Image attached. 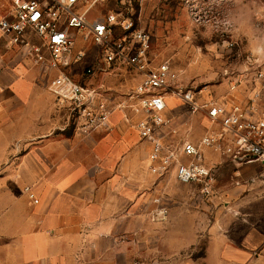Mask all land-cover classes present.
Here are the masks:
<instances>
[{
    "label": "crops",
    "instance_id": "obj_1",
    "mask_svg": "<svg viewBox=\"0 0 264 264\" xmlns=\"http://www.w3.org/2000/svg\"><path fill=\"white\" fill-rule=\"evenodd\" d=\"M28 58L22 64L0 55V264H134L151 217L162 221L161 205L150 212L146 194L135 190L150 179L133 173L137 128L130 132L118 110L89 132L56 125L50 83L40 84ZM242 198L249 203L238 204L240 215L219 211L208 226L205 255L181 264H264V193ZM176 223L174 252L195 246L198 226Z\"/></svg>",
    "mask_w": 264,
    "mask_h": 264
},
{
    "label": "rangeland",
    "instance_id": "obj_2",
    "mask_svg": "<svg viewBox=\"0 0 264 264\" xmlns=\"http://www.w3.org/2000/svg\"><path fill=\"white\" fill-rule=\"evenodd\" d=\"M123 2L134 12L138 27L151 34V56L157 61L170 62L178 71L181 88L197 91L201 104L217 102L228 106L238 105L245 116L264 119V0ZM91 3L92 0H83V8ZM11 8L12 0H0V15L8 14ZM119 8L120 1L98 0L91 7L90 17L103 18L111 10ZM32 42L41 45L36 37ZM83 43L80 35L77 48L84 47L88 51L87 63L94 62L99 48L89 42ZM0 55L9 62L21 61L22 64L28 63V56L33 58L27 52V46L10 45L3 39H0ZM84 63L72 70L76 80L84 81ZM37 65L40 84H49L55 71L48 68L47 63ZM85 80L90 84L100 82L104 85L107 97H111L109 105L125 113L128 130L136 131L139 114L135 111L137 100L132 93L139 82L137 72L121 68L113 74L97 73ZM53 103L55 124L69 122L70 129L76 128L70 109L55 95ZM167 114L170 127L166 138L170 142L190 140L198 143L207 131V110L194 113L179 98L171 99ZM149 148L150 145L140 137L134 150L138 164L133 173L136 178L148 176L150 179L147 185L136 186L135 190L146 194L150 212L161 205L168 209V214L162 217V221L151 217L150 223L154 227L148 237H139L140 245L131 258L133 262L148 260L152 263L159 260L162 264H181L186 258H202L209 239L208 226L217 213L220 211L224 217L227 214L240 215L237 210L243 207L238 204L243 202L242 197L246 193H264L262 164H240L228 156L221 157L211 148L206 149V161L219 167L216 197L211 200L203 196L195 185L179 182L172 173L161 178L153 174L148 167ZM153 199L155 203L156 199L160 200L156 207L152 204ZM248 203L243 202V206ZM177 221L182 223L184 230L191 226H198L199 229L198 233L192 234L197 237V244L180 252H174L170 247V243L179 237L175 231ZM241 227L236 223V239L243 232ZM262 228L264 230V217Z\"/></svg>",
    "mask_w": 264,
    "mask_h": 264
},
{
    "label": "built area",
    "instance_id": "obj_3",
    "mask_svg": "<svg viewBox=\"0 0 264 264\" xmlns=\"http://www.w3.org/2000/svg\"><path fill=\"white\" fill-rule=\"evenodd\" d=\"M96 1L83 8V0H12L10 12L0 15V39L10 45L27 46L36 64L47 63L55 71L50 89L84 132L105 126L115 110L109 105L111 97H107L104 85L90 84L85 78L113 74L121 68L136 71L140 76L132 93L139 114L136 127L150 145L148 167L158 178L172 173L179 182L195 185L212 200L216 197L219 167L206 161V149L240 164L264 165V119L245 116L238 105L201 104L197 91L181 88L179 73L170 62L151 56V34L138 27L134 12L123 0H117L121 8L93 19L90 10ZM80 35L84 45L89 42L99 48L94 62L87 63L88 51L77 48ZM35 37L41 45L32 42ZM80 63L85 64L84 81L72 74ZM172 96L194 113L207 110L209 125L198 143L170 142L166 138ZM167 214L166 207L157 210L161 218Z\"/></svg>",
    "mask_w": 264,
    "mask_h": 264
},
{
    "label": "bare ground",
    "instance_id": "obj_4",
    "mask_svg": "<svg viewBox=\"0 0 264 264\" xmlns=\"http://www.w3.org/2000/svg\"><path fill=\"white\" fill-rule=\"evenodd\" d=\"M171 99H174V98H173V96H172V97H170V100H171Z\"/></svg>",
    "mask_w": 264,
    "mask_h": 264
}]
</instances>
